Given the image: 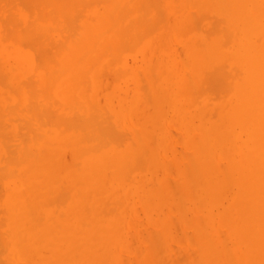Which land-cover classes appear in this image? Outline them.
Wrapping results in <instances>:
<instances>
[{"label":"bare ground","instance_id":"bare-ground-1","mask_svg":"<svg viewBox=\"0 0 264 264\" xmlns=\"http://www.w3.org/2000/svg\"><path fill=\"white\" fill-rule=\"evenodd\" d=\"M0 264H264V0H0Z\"/></svg>","mask_w":264,"mask_h":264}]
</instances>
